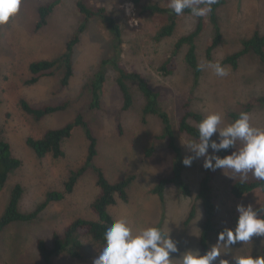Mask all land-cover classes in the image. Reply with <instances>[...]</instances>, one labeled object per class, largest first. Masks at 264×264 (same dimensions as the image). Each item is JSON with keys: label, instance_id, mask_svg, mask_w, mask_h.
<instances>
[{"label": "rangeland", "instance_id": "obj_1", "mask_svg": "<svg viewBox=\"0 0 264 264\" xmlns=\"http://www.w3.org/2000/svg\"><path fill=\"white\" fill-rule=\"evenodd\" d=\"M58 1L48 24L38 30L39 9ZM168 0H88L90 7H104L107 15L88 21L74 49V75L67 88H61L62 71L42 77L38 83L27 85L31 79L30 65L41 60H52L66 51L68 42L83 23L84 16L77 7V0H23L18 15L9 25L0 27V132L12 148L13 156L22 161V166L10 174L5 188L0 192V218L3 216L15 185L20 184L23 195L19 203L22 213H32L46 200L49 192H64L65 182L72 171L83 166L89 141L82 127H75L72 137L65 141V155L54 159L48 155L40 159L27 145L29 138L40 139L49 130L60 129L73 122L83 113L85 122L97 139L98 155L93 167L102 169L111 183L119 182L130 175L137 180L129 188L128 203L120 200L109 208L114 219L127 217L133 228L164 227L167 221L172 238L178 241L180 252L200 250V235L204 224V212L197 198L199 186L207 170L203 158L195 160L184 172V179L191 194L184 196L175 185H169L162 203L152 189L171 173L174 160L167 139L162 138L163 126L157 115L144 116V97L135 83H129L133 105L123 111V98L116 84L117 71L111 64L114 58L113 36L109 19H114L122 31V68L141 73L153 90L160 94V106L170 115L177 142L184 156L191 155L186 146L192 137L180 132L179 120L182 106L189 102L191 109L206 116L212 112L224 115L222 126L234 122L231 113L246 111L247 104L264 95L263 67L253 55L240 61L234 71L223 62L225 58L241 50V40L250 38L256 31L264 35V0H226L217 10L224 41L214 51L213 60L206 57L207 47L214 37L209 15L204 17L205 27L197 39L199 63L202 76L195 84L192 70L185 61L187 48H182L176 58L177 69L169 76L162 75L158 68L174 50L179 38L192 32L197 17L182 15L172 36L156 41L159 30L168 23L167 15L152 14L145 10L149 4L167 7ZM109 61L104 71L106 82L101 92V108L88 110L91 100L88 88L94 75L102 69V62ZM209 62H219L229 69L225 77L215 75ZM32 106H58L68 103L64 111L48 115L41 120L27 114L21 108V100ZM253 126L264 129V105H256L251 111ZM192 125H196L191 121ZM214 139H218L214 135ZM155 151L149 158L145 152L150 147ZM239 146V145H238ZM211 151V150H210ZM231 154V153H230ZM89 167L72 194L61 202L50 203L32 222H16L0 234V264H43L38 241L44 240L53 246V235H63L65 229L77 219L98 220L91 204L99 194L97 175ZM241 179L230 170H216L211 189L216 205V228H234L238 204L261 206L264 193L257 190L237 199L231 194V186ZM255 180L249 174L247 181ZM195 209L190 221L189 215ZM217 233L210 235V246L217 241ZM81 257L60 255L53 264H92L103 246L90 237L81 238ZM264 238L253 237L252 243L241 242L233 249H222L224 259L231 256L259 255ZM178 255V254H176ZM219 264V260L216 262Z\"/></svg>", "mask_w": 264, "mask_h": 264}, {"label": "trees", "instance_id": "obj_2", "mask_svg": "<svg viewBox=\"0 0 264 264\" xmlns=\"http://www.w3.org/2000/svg\"><path fill=\"white\" fill-rule=\"evenodd\" d=\"M136 3L139 0H134ZM226 0H218L213 5L212 11L209 14V20L214 29V37L212 42L207 47L206 57L209 61L213 60L214 51L219 48L223 41V31L217 15V10L220 6L224 5ZM58 1H53L39 9V23L37 29L40 30L48 24V19L52 15ZM77 7L81 14L85 17L78 31L74 34L68 42L66 51L52 60H41L33 62L30 65L31 79L27 85H34L44 76H52L58 71H62L60 86L67 88L74 75L73 54L75 47L79 44L81 34L87 29L88 21L94 17L104 18L107 15V10L104 7H90L88 0H77ZM146 11L152 14H160L168 16V23L163 26L157 33L156 41L172 36L177 26V16L169 8H164L158 4H149L145 7ZM184 15H191L189 10H185ZM182 16V15H181ZM109 27L113 36L114 58L111 61L112 66L117 71L116 84L120 90L123 98V111L129 110L133 105V96L129 83H135L138 90L141 92L145 100L143 108L144 116L157 115L163 126L162 138L167 139L168 148L173 156L174 166L168 177L160 180V182L152 189V193L157 195L162 203L165 202V192L169 185H175L177 189L184 196L191 194L190 186L184 179V172L186 166L183 165L185 158L183 150L179 146L170 115L166 110L160 106V94L153 90L149 85L146 78L139 72H131L121 67L120 60L122 56V31L120 26L114 19H109ZM1 27V26H0ZM205 21L204 17L197 18V25L195 29L189 34L179 38L174 45V50L171 55L163 62L158 71L164 75L169 76L177 69L176 58L182 48H187L185 61L193 72L195 84H197L202 76V68L200 65L198 52H197V39L204 31ZM241 50L227 56L224 64L230 66L234 71L240 67V61L247 55H253L263 67L264 73V35L256 31L252 37L241 40ZM109 61L102 62V69L99 70L91 80L88 88L91 93V100L87 103L88 110H96L101 108V92L106 82V73L103 70ZM21 108L24 112L32 115L38 120L42 118L64 111L68 103H63L58 106H42L36 108L29 104L26 100L22 99ZM256 105H264V95L250 101L246 106V111H251ZM83 113H79L76 119L65 125L60 129L49 130L40 139L29 138L27 145L32 148L38 158L43 159L48 155H52L54 159L64 157L65 152L63 145L66 140L72 137L75 127H82L85 131L86 137L89 141V148L86 160L82 167L76 171H72L68 180L65 182L64 192H49L46 200L32 213H22L19 208V203L22 198L24 189L20 184L14 186L10 202L0 218V234L11 224L16 222H32L35 221L39 214L52 202H61L67 195L72 194L82 176L85 175L89 167H93V161L98 155L97 139L94 137L88 124L85 122ZM231 117L236 120L239 114L231 113ZM205 118L201 113L195 112L191 109L190 103L187 101L182 106V115L179 120L180 132L192 137L194 140L198 139V125ZM193 121L196 125H192ZM214 139V137H213ZM155 148L152 146L145 152V157L149 158L153 155ZM221 152L220 156H225L231 153ZM22 166V161L13 156L11 145L3 139L0 132V192L5 188L10 174L18 170ZM97 175V186L99 194L91 204V210L97 215L98 220L77 219L73 221L66 229L63 235L54 233L53 246H47L46 242L42 239L38 241V248L44 260L43 264H53V259L60 255H69L72 258L81 257V249L83 243L81 238L90 237L96 244L104 246V233L108 227L115 220L110 214L109 208L115 206L118 201L128 203L130 200L129 188L137 180L136 175H130L127 178L111 183L104 175L102 169L93 167ZM213 171L207 170L205 177L202 179L197 198L201 201L204 212V224L201 230L200 237V250L205 252L210 247V235L219 233L223 228L215 227V219L217 216L216 205L211 189V181L214 176ZM261 191L264 193V182L255 180L241 182V179L236 180L231 186V194L237 198H243L245 195L254 191ZM261 206H264V202ZM195 216V209L193 208L189 215V221ZM259 255H264V243L260 246ZM36 264V263H30Z\"/></svg>", "mask_w": 264, "mask_h": 264}, {"label": "clouds", "instance_id": "obj_3", "mask_svg": "<svg viewBox=\"0 0 264 264\" xmlns=\"http://www.w3.org/2000/svg\"><path fill=\"white\" fill-rule=\"evenodd\" d=\"M217 2L168 0L167 7L177 16L184 15L187 9L191 16L199 18L207 17ZM22 4L23 0H0V26L9 25ZM208 67L219 77L229 74V69L219 62H209ZM223 123L221 112L205 116L198 125V139L183 144L191 153L183 159V165L191 167L195 160L203 158L205 170H230L241 176L242 183L249 174L264 182V129L252 125L248 112H241L227 126H222ZM214 135L218 139H213ZM229 150H232L231 154L219 155ZM236 212L235 227L220 231L216 243L203 253L199 249L181 253L167 221L164 227L133 228L127 217L117 218L104 233V246L92 264H216L218 260L219 264H264V255H232L231 260L222 258V249H233L241 242L243 245L252 243L253 237L264 238V206L241 203L236 206Z\"/></svg>", "mask_w": 264, "mask_h": 264}]
</instances>
